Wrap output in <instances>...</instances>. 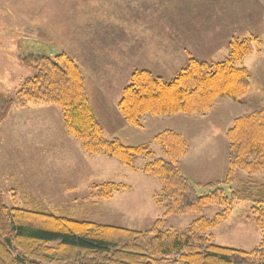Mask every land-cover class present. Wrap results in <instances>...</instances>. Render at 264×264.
<instances>
[{
    "label": "rangeland",
    "instance_id": "374dc122",
    "mask_svg": "<svg viewBox=\"0 0 264 264\" xmlns=\"http://www.w3.org/2000/svg\"><path fill=\"white\" fill-rule=\"evenodd\" d=\"M148 4L145 0H0V102L14 100L21 83L33 76L34 72L23 67L20 59L31 45L35 46L32 52L36 54L43 52L49 57L65 54L77 66L83 62L78 59L82 51L83 54H142L144 48L138 32L141 26L138 18L146 9L144 5ZM132 6L140 12L133 15L131 35L129 9ZM155 11L156 7L150 6L145 13ZM250 37H256L260 43L254 45L251 55L236 65L250 74L249 89L240 104L224 98L203 116L147 115L142 130L125 124L113 107V102L120 100L128 84L126 82L123 87L125 79L130 77L120 71L119 78L111 81L109 91V69L100 67L99 59L96 60L99 68L94 69L95 60L91 59L92 65L87 64L90 68L82 72L88 76L89 95L91 100L94 99L97 116L94 114L104 138H117L127 146L147 145L155 158H160L159 147L152 142V137L164 130L178 133L181 128L188 144V159L179 164L182 174L193 184L222 181L227 171L225 128L229 125L228 119L264 107V36ZM130 38H133L131 50L126 47ZM228 53L198 61L220 62ZM176 75L159 77L168 81ZM178 118L187 119L179 122ZM146 161L137 159L133 172L116 160L87 155L81 143L67 134L61 110L55 105L30 103L21 107L15 102L8 118L0 122V191L8 208L40 211L101 226L148 231L156 220L162 219L164 210L153 201L154 196L160 195L158 180L140 172ZM249 178L243 172H236V180L247 181ZM250 180L253 184L264 185V174ZM107 182L124 185L127 189L116 193L111 200L100 201L94 195V188ZM221 188L229 196L230 188L235 190L238 185ZM211 190L197 188L196 193L205 195ZM250 207L251 204L246 202L235 203L230 218L207 233L215 245L247 252L258 247L261 233L255 226ZM220 210L211 206L202 215L169 217L162 229L182 231L200 217L210 219Z\"/></svg>",
    "mask_w": 264,
    "mask_h": 264
},
{
    "label": "trees",
    "instance_id": "16d2710c",
    "mask_svg": "<svg viewBox=\"0 0 264 264\" xmlns=\"http://www.w3.org/2000/svg\"><path fill=\"white\" fill-rule=\"evenodd\" d=\"M259 43L256 37L231 39L225 60L207 63L190 58L168 81L147 71L132 73L117 103L119 116L125 124L141 129L147 115L203 116L220 99L240 102L248 92L250 74L236 65ZM31 46L20 59L33 76L21 83L14 100L0 102V122L8 118L15 102L21 107L30 103L59 107L67 134L81 143L87 155L116 160L133 172L137 159L147 160L140 172L158 180L160 195L153 201L164 213L150 230L133 231L8 208L0 191V264H264V185L250 180L264 174V107L237 117L226 131L225 178L193 184L179 167L188 153L181 134L164 130L152 137L160 158H155L147 145L127 146L117 138L105 139L75 62L65 54H36L32 52L35 46ZM238 171L247 174L249 180H236ZM234 184L238 188H230L227 196L221 186ZM197 188L212 190L198 195ZM126 189L107 182L95 187L94 195L108 201ZM237 202L251 204L255 226L261 233L258 247L249 252L215 245L207 234L230 218ZM211 206L221 210L210 219L200 217L182 231L162 229L166 218L202 215Z\"/></svg>",
    "mask_w": 264,
    "mask_h": 264
},
{
    "label": "crops",
    "instance_id": "0c3cea01",
    "mask_svg": "<svg viewBox=\"0 0 264 264\" xmlns=\"http://www.w3.org/2000/svg\"><path fill=\"white\" fill-rule=\"evenodd\" d=\"M145 1L149 2L148 5H144L145 11L150 6H155L156 11L150 14H146L144 11L138 18L141 25L138 32L141 33L140 41L144 48L142 54H83L82 51L78 54V59L83 62L81 61L78 68L84 80L88 76L82 70L86 72L85 68H90L87 65L88 62L92 65L93 60H95L94 69L99 68L96 63L97 59H99L100 67L109 69L108 89L111 91V81L114 82L119 78L120 71L129 77L136 71H147L158 77L164 74L176 75L187 64L188 57L201 60L210 58L214 54H226L228 53L227 44L231 39L242 40V38L250 36H264V0ZM129 10L131 11L129 19L132 20L130 25L132 35L134 31L133 15L140 12V9L132 6ZM131 39L133 41V38H130L129 46H126L129 50L133 47ZM145 39L148 40V43ZM166 69L169 70L166 71ZM127 79L129 81V78ZM127 79H125L123 87L128 83ZM85 90L90 105L97 116L93 107L94 99L91 100L89 95L87 80ZM116 94L115 92L114 96ZM117 103L118 100L114 101L113 107L119 117ZM240 103H236V105ZM183 119L187 118H178V121L182 122ZM228 120L229 125L225 128V133L234 121V119ZM136 130L138 129L136 128ZM179 130L178 133H181V128ZM186 159H188V155L181 162Z\"/></svg>",
    "mask_w": 264,
    "mask_h": 264
}]
</instances>
